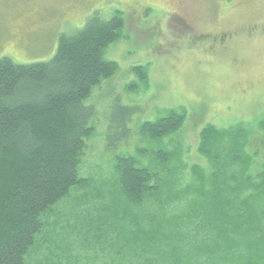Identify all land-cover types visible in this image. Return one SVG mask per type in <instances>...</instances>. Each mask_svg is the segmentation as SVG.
I'll list each match as a JSON object with an SVG mask.
<instances>
[{
	"label": "rangeland",
	"instance_id": "374dc122",
	"mask_svg": "<svg viewBox=\"0 0 264 264\" xmlns=\"http://www.w3.org/2000/svg\"><path fill=\"white\" fill-rule=\"evenodd\" d=\"M116 11L124 15L126 27L106 57L118 64L119 73L89 99L97 107L96 131L81 164L89 184L54 207L27 263L115 264L121 252L119 264H140L126 243L118 251L121 246L112 247L100 236L124 225L117 229L110 210L128 214V200L116 198V162L125 156L158 174L163 189L178 197L166 213L182 216L193 232L203 221L190 218L196 207L191 204L207 210L202 193L216 187L214 178L220 188L227 181L232 188L237 183L238 192L226 190L231 197L224 205L225 219L252 231L227 234L242 245L235 264H264V189L258 187L264 167V0H0V60L18 65L49 61L61 34L82 30L96 13L109 19ZM140 66L148 69L146 85L133 73ZM135 84L138 92H128ZM119 102L136 109L128 133L119 124ZM172 111L186 114L177 133L161 141L141 133L144 123ZM108 125L113 126L110 133ZM210 127L220 136L210 142L205 157L199 152L201 136ZM110 135L116 147H109ZM158 152L171 157L162 163ZM246 177L252 187L244 183ZM146 208L155 214L159 209L148 202L140 207V217ZM129 212L137 209L131 206Z\"/></svg>",
	"mask_w": 264,
	"mask_h": 264
},
{
	"label": "trees",
	"instance_id": "16d2710c",
	"mask_svg": "<svg viewBox=\"0 0 264 264\" xmlns=\"http://www.w3.org/2000/svg\"><path fill=\"white\" fill-rule=\"evenodd\" d=\"M116 12L109 19L96 13L82 30L61 34L57 52L49 61L18 65L9 58L0 60V264H28L54 207L72 190L89 184L81 173L87 141L96 131L97 107L89 99L96 88L119 73L118 64L106 57L108 49L123 38L126 27L124 15ZM133 73L141 84H147L146 67H135ZM138 85L127 91L138 92ZM118 105L123 112L119 124L124 123L128 133L126 127L136 109ZM185 120V113L172 111L156 122L144 123L141 133L161 141L177 133ZM260 126L264 129V121ZM112 127L108 125L109 133ZM219 136L213 127L203 131L202 156L209 155L210 142ZM107 140L109 147L117 146L112 135ZM157 155L162 163L171 157L167 152ZM116 170L120 187L116 198L124 196L130 203H124L127 215L110 210L109 220L116 222L117 229L124 223L116 232L105 229L101 233L112 247L121 246L118 251H123L126 243L140 264H235L242 258L234 255L242 245L226 236L252 230L234 228L224 215L225 202L231 197L226 190L238 192L237 183L232 188L227 181L220 188L214 178L217 188L213 185L211 192L202 193L207 210L197 208L199 203L191 204L196 207L191 208L190 218L203 221L193 232L182 216L166 213L178 197L163 189L155 171L125 156L117 158ZM246 178L244 183L252 187V179ZM259 179L258 187L264 189V167ZM148 202H156L157 213L146 208L140 217V207ZM131 206L138 213H130ZM230 214L235 218L233 211ZM207 220L214 222L208 224ZM241 225L247 227L245 222ZM120 253L113 258L115 264L120 263Z\"/></svg>",
	"mask_w": 264,
	"mask_h": 264
}]
</instances>
